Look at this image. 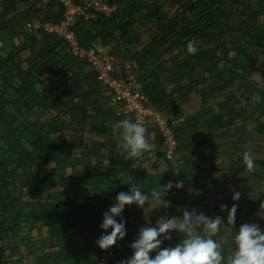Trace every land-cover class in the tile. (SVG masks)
<instances>
[{"label":"trees","instance_id":"16d2710c","mask_svg":"<svg viewBox=\"0 0 264 264\" xmlns=\"http://www.w3.org/2000/svg\"><path fill=\"white\" fill-rule=\"evenodd\" d=\"M102 1L114 8L111 15L95 12L87 20L75 19L77 41L88 48L98 39L108 47L112 77L122 76L128 66L148 102L166 117L177 142L170 157L160 130L146 127L166 171L178 154L207 156L216 183L211 182V190H173L179 203L173 209L172 198L170 218L182 217V209L221 217L223 234L232 241L223 248L227 256L243 224H256L264 232V218L258 215L264 203V90L251 96L239 85L264 72V32L259 29L264 27V0ZM33 19L57 24L63 6L57 0H0V264H99L108 250L96 241L108 234L100 225L114 204L94 206L89 200L99 194L116 201L118 193L107 195L116 190L110 189L114 184L97 188L103 180L95 170L104 149L112 158L120 153L110 140L92 146L89 135L103 129L101 107L115 110L118 103L86 60L71 54L56 35L31 28ZM191 40L197 44L195 55L186 50ZM116 59L127 64H115ZM220 139L239 143L236 154L218 149ZM250 149L259 164L252 173V195L243 200L251 208L238 211L243 214L227 225L230 207L221 211L220 205L229 194L226 186L249 189L239 182L238 166ZM90 154L96 159L92 164ZM167 177L168 172L143 173L136 185L147 194L166 185ZM171 192L162 200L169 201ZM126 208L116 218L126 228L125 238L113 246L119 260L132 256L134 226L143 210L135 204ZM171 237L161 249L185 238L176 231Z\"/></svg>","mask_w":264,"mask_h":264},{"label":"clouds","instance_id":"9594fccd","mask_svg":"<svg viewBox=\"0 0 264 264\" xmlns=\"http://www.w3.org/2000/svg\"><path fill=\"white\" fill-rule=\"evenodd\" d=\"M189 55H195L198 51L195 40H191L186 46ZM179 122V121H178ZM114 133L121 139L119 145L127 160H142L145 155L151 157L145 161L144 168L151 171L153 175L163 174L165 164L160 162L159 169L153 167L156 162L154 145L147 137L148 129L140 122H133L130 119L120 120L113 126ZM243 161L246 174H252L256 170L255 158L248 152L243 154ZM129 192H120L116 196V203L111 206L103 215V222L100 225L105 232L112 229L110 234L102 235L96 243L101 250H108L117 244L118 240H123L126 236L125 222L117 221L126 205L135 204L139 208H144L152 201L168 207L162 197L175 186L177 189L183 187V182L175 185L171 181L161 186L158 184L152 188L150 193H144L135 185H129ZM240 193L233 194V200H239ZM227 209L226 205H221V211ZM182 217H160L155 227L145 226L139 229L138 238L130 245L133 255L120 264H264V232L256 224L245 223L239 228L238 234L234 237L235 249L227 256L223 254L225 245L231 247L232 241L228 235L221 234L222 225H225L221 217L209 218L204 213H197L195 209L188 211L182 209ZM237 206L234 204L228 210L227 225H234ZM258 215L264 218V203L260 205ZM173 231L184 235V239L175 247L160 248L163 239H171ZM153 258L150 254L158 250Z\"/></svg>","mask_w":264,"mask_h":264},{"label":"built area","instance_id":"2783aa9c","mask_svg":"<svg viewBox=\"0 0 264 264\" xmlns=\"http://www.w3.org/2000/svg\"><path fill=\"white\" fill-rule=\"evenodd\" d=\"M63 6V19L57 24L49 22H35L31 28L42 30L49 34L56 35L66 43L71 54L86 60L88 70L96 74L98 80L110 87L112 91V101L118 103L114 110L116 116L127 118L133 122H140L146 127H156L163 136V144L166 148V155L171 156L172 150L177 142L174 138L172 129L168 126L167 119L160 114L149 102L142 92L141 85L135 78L132 70L126 66L125 72L118 78L112 77L114 70V58L101 45L99 40L93 41L88 48L79 45L74 29L72 28L75 19L92 17L94 13H103L110 16L113 7L108 6L102 0H57ZM161 217L170 218L169 207H164ZM112 231L108 230V234ZM162 240L163 237H161ZM158 250L153 251L156 255ZM114 247L101 254L99 264H108L110 261L117 260Z\"/></svg>","mask_w":264,"mask_h":264},{"label":"crops","instance_id":"0c3cea01","mask_svg":"<svg viewBox=\"0 0 264 264\" xmlns=\"http://www.w3.org/2000/svg\"><path fill=\"white\" fill-rule=\"evenodd\" d=\"M91 18V17H90ZM89 19V18H88ZM39 22L37 19H33L31 21V26L33 23ZM30 26V27H31ZM260 30L264 32V27H259ZM29 30V29H28ZM107 52H109L108 47H104ZM115 64H127L123 59H116ZM254 66V64H253ZM264 75V72L262 73ZM101 112L103 113V117H106V120L104 121L102 125V130L96 134L89 135L91 140H89L90 144L96 145V143H105L107 140H110L109 146H114L116 147L115 149L119 150L120 155L117 157L112 158V154H104L103 152H107V150H103L102 154L105 155L103 160H100L99 166H97V169L95 172L98 174H102V177L100 179L103 180L102 185H98L97 188L104 189V186H107L109 184H114L112 185L111 190L108 192L107 195H116V193L122 192V190L126 189L130 191V186L132 184H138V181L142 177L143 173H149L152 174L151 171H147L144 168L145 161L150 160V156L145 157L142 160H127L125 154L122 153L119 145L121 143V139L119 138L118 134L114 133L113 131V126L117 124L120 120L126 119V118H120L116 116L114 110L111 108V106L108 105H103L101 107ZM147 137L149 139V142L154 145V154L156 156V162L154 163L153 167L155 169H159L160 167V162L164 164V162L161 161V159L157 156V152L155 149V142L154 137H151V133L147 131ZM157 140V139H155ZM158 142V141H156ZM94 143V144H93ZM217 146V145H216ZM109 150V147H106ZM113 150V153L115 151ZM96 153H100V151H97ZM102 155V156H103ZM217 153L214 152L213 159H217L218 157L216 156ZM97 156V155H96ZM101 156V157H102ZM109 158H108V157ZM217 157V158H216ZM88 160L89 164L94 163L96 159L95 156L88 155ZM173 166H170V171H165L163 173L168 172V177L167 180L168 182L171 181L173 185H175L177 182H183V187L177 189L175 186H173L172 192L170 193L169 196V205L168 207L171 206L172 208V198H174L173 202V209L177 208V203L178 199H176V195L174 194L173 190H211L212 187L210 186L214 182L215 179L212 176L211 171L209 170L210 163L208 161V158L206 155L199 154L198 156H188L186 153L178 154L176 156L175 161L172 162ZM94 168V166H93ZM167 182V184H168ZM216 183V181H215ZM128 191V192H129ZM105 192V191H104ZM190 192V191H189ZM183 193V192H182ZM186 193V192H185ZM183 193V194H185ZM194 193H196L194 191ZM198 194V193H197ZM96 200L95 201H90L89 203H92L94 206H99L101 203L104 204V202H109L111 204H115L116 201L114 199L107 198L104 199V195H95ZM181 201V200H179ZM97 202H99L97 204ZM163 205H160L158 203H155L152 201V199H149V202L145 205V209L143 208L142 210V215L139 218V220L136 222V225L134 226V231H133V239L132 243L138 238L139 235V229L145 226H150V227H155L156 222L159 218V213ZM130 210V208H126L123 210ZM122 212V213H123ZM130 243V244H132ZM132 250V255H133V249ZM121 261H115L113 264H120Z\"/></svg>","mask_w":264,"mask_h":264},{"label":"rangeland","instance_id":"374dc122","mask_svg":"<svg viewBox=\"0 0 264 264\" xmlns=\"http://www.w3.org/2000/svg\"><path fill=\"white\" fill-rule=\"evenodd\" d=\"M248 65L250 64H254V62H248L247 63ZM247 82L246 83H243L242 82L239 84L241 85V89L244 90V91H249V92H252L251 93V96L252 94L254 95H258L262 90H264V75H262V73H258V75L254 76L253 78L250 77V79H246ZM237 93V91H236ZM237 95H240V90L239 92L237 93ZM196 108V107H195ZM195 111L198 110V109H194ZM223 135H220V138L222 137ZM223 138V137H222ZM218 143V142H217ZM238 144L239 143H231V144H226L225 141L223 142V140H219V143L217 145V148L220 149L222 152L226 153V154H236L237 152V149H238ZM224 153H221V154H224ZM250 153L254 158H255V163L258 167L259 164H257V160H258V154H256V152H254L252 149H250V151L248 152ZM242 159H243V155H242ZM243 161V160H242ZM241 165L238 166V169H239V176H240V179H239V182L240 184L243 182V183H246L248 185V190H239L238 187H235L236 185L232 186L231 184L226 186V188L229 190V194H228V197L226 198V200L221 204V205H226L227 207H231L235 204L237 206V213H236V216L237 215H242L243 213L242 212H247V209L251 208V206H244V199L247 198V197H250V195H252V190H251V186H253L252 184H254V177H253V174H246L245 172V165H244V161L240 163ZM256 167V170L258 169ZM255 170V171H256ZM238 180V179H237ZM246 185V186H247ZM236 192H239L240 193V199L237 201V200H233V194L236 193ZM167 204L169 205V202H167ZM220 205V207H221ZM163 210L164 208L162 209V213H163ZM221 210V209H220ZM241 213H238V211H241ZM172 212V211H171ZM245 215V214H244ZM227 217V215H226ZM223 230L221 228V234H223Z\"/></svg>","mask_w":264,"mask_h":264}]
</instances>
